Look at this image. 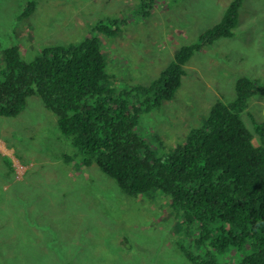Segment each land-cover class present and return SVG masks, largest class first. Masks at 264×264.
<instances>
[{
  "label": "rangeland",
  "instance_id": "obj_1",
  "mask_svg": "<svg viewBox=\"0 0 264 264\" xmlns=\"http://www.w3.org/2000/svg\"><path fill=\"white\" fill-rule=\"evenodd\" d=\"M28 1L0 0V71L4 48L16 45L31 61L44 47L96 35L111 85L122 90L149 85L232 0H157L148 17L140 14L141 0H38L23 18ZM113 18L122 22L118 35L93 32ZM186 72L174 99L137 128L160 155L203 126L216 100L232 102L239 77L264 85V0H244L234 36L197 52ZM263 117L264 100L254 97L243 118L254 130ZM75 152L38 95L17 117L0 116V264H191L178 246L191 238L169 197L129 196L96 165H81ZM67 155L75 159L66 162ZM251 251L231 249L221 259L236 264Z\"/></svg>",
  "mask_w": 264,
  "mask_h": 264
},
{
  "label": "trees",
  "instance_id": "obj_2",
  "mask_svg": "<svg viewBox=\"0 0 264 264\" xmlns=\"http://www.w3.org/2000/svg\"><path fill=\"white\" fill-rule=\"evenodd\" d=\"M37 1L27 2L23 18L35 12ZM156 1L141 0L140 14L151 15ZM243 2L232 0L221 20L197 42L182 45L149 85L113 88L96 35L44 47L31 61L16 45L4 48L0 116L17 117L29 97L38 95L56 115L81 165H96L129 196L158 191L170 198L191 238L189 245L178 243L191 264H235L221 256L247 245L251 253L236 264H264V117L254 122V130L243 118L251 99L264 100V85L239 77L235 99L216 100L207 122L191 128L167 154L160 155L137 132L145 114L174 99L197 52L234 36ZM120 23L116 18L99 21L93 32L116 36ZM74 157L67 155L65 161Z\"/></svg>",
  "mask_w": 264,
  "mask_h": 264
}]
</instances>
